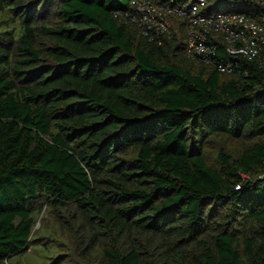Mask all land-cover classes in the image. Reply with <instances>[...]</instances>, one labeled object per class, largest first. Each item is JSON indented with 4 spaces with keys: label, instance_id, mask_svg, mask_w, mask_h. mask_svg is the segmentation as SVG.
<instances>
[{
    "label": "trees",
    "instance_id": "obj_1",
    "mask_svg": "<svg viewBox=\"0 0 264 264\" xmlns=\"http://www.w3.org/2000/svg\"><path fill=\"white\" fill-rule=\"evenodd\" d=\"M129 1L0 0V264H264V68L188 57L181 20L149 38Z\"/></svg>",
    "mask_w": 264,
    "mask_h": 264
},
{
    "label": "built area",
    "instance_id": "obj_2",
    "mask_svg": "<svg viewBox=\"0 0 264 264\" xmlns=\"http://www.w3.org/2000/svg\"><path fill=\"white\" fill-rule=\"evenodd\" d=\"M115 15L149 38L181 20L185 54L221 73L240 72L241 60L264 68V0H130Z\"/></svg>",
    "mask_w": 264,
    "mask_h": 264
},
{
    "label": "rangeland",
    "instance_id": "obj_3",
    "mask_svg": "<svg viewBox=\"0 0 264 264\" xmlns=\"http://www.w3.org/2000/svg\"><path fill=\"white\" fill-rule=\"evenodd\" d=\"M41 1L42 0H29V2L33 3V4H35L37 2H41ZM56 1L58 3L61 0H56ZM45 3L49 4L50 0L49 1L45 0ZM48 17H50V14H48ZM242 144L243 143H240V142L239 143H232L231 147L240 146ZM38 226H39V224L37 223L36 228ZM34 245H35V248L33 250H31L30 252L23 254L19 257H14L13 259L10 260V262L8 264H40L41 262H46L49 252L47 250H43L42 247H39L36 244H34ZM49 248L52 251L53 246L50 245ZM65 252H67V251L65 250ZM68 253L70 254L71 252H68ZM63 259H65V264H96V262L94 260H91L90 258H88V260H83L82 258H79L76 255L72 256V255L67 254L62 258V260Z\"/></svg>",
    "mask_w": 264,
    "mask_h": 264
}]
</instances>
